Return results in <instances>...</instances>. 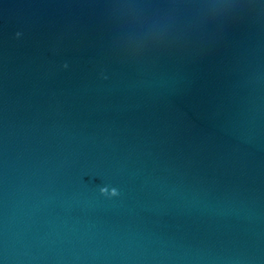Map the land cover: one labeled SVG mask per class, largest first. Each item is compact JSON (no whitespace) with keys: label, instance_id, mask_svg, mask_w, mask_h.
Instances as JSON below:
<instances>
[{"label":"water","instance_id":"water-1","mask_svg":"<svg viewBox=\"0 0 264 264\" xmlns=\"http://www.w3.org/2000/svg\"><path fill=\"white\" fill-rule=\"evenodd\" d=\"M0 264H264V0H0Z\"/></svg>","mask_w":264,"mask_h":264},{"label":"clouds","instance_id":"clouds-1","mask_svg":"<svg viewBox=\"0 0 264 264\" xmlns=\"http://www.w3.org/2000/svg\"><path fill=\"white\" fill-rule=\"evenodd\" d=\"M20 36H21V33H16V38L17 39H19L20 38ZM65 69L68 67V65L67 64H65L64 66H63ZM101 194L102 195H110V196H112V197H115V196H117V192L115 191V190H112L110 193L107 191V189H101Z\"/></svg>","mask_w":264,"mask_h":264}]
</instances>
